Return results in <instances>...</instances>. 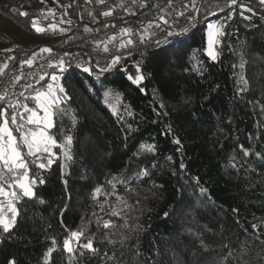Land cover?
<instances>
[{
	"label": "trees",
	"instance_id": "trees-1",
	"mask_svg": "<svg viewBox=\"0 0 264 264\" xmlns=\"http://www.w3.org/2000/svg\"><path fill=\"white\" fill-rule=\"evenodd\" d=\"M78 2L0 0V58L15 36L38 48L61 39L54 26ZM216 3L188 37L150 51L144 73L114 66L97 83L73 68L47 79L62 99L53 153L29 155L6 113L37 182L32 197L19 194L10 231L0 228V264H264V4ZM210 21L221 27L215 60ZM72 232L95 251L67 252Z\"/></svg>",
	"mask_w": 264,
	"mask_h": 264
},
{
	"label": "built area",
	"instance_id": "built-area-1",
	"mask_svg": "<svg viewBox=\"0 0 264 264\" xmlns=\"http://www.w3.org/2000/svg\"><path fill=\"white\" fill-rule=\"evenodd\" d=\"M211 1L121 0L113 8L110 21L89 28L70 16L64 25L67 31L62 32L63 37L55 45L20 47L0 58V109L7 113L11 125L21 130L34 116L38 97L52 90L54 85L46 80L51 81L53 76L57 77L69 69L88 67L93 81L100 83L112 67L124 68L127 65L144 73L143 63L147 54L180 42L203 25L208 18L207 5ZM169 32L181 35L169 37ZM44 49L51 51L45 52ZM116 58H119L118 62L114 63ZM27 60L32 61L31 66L25 63ZM60 61L64 62L63 72L59 70ZM26 107L32 111H26ZM12 116L16 117L15 124ZM5 117L0 116V124ZM7 139L4 137L3 141ZM2 170L4 186L21 195L17 182L27 178L23 176V170Z\"/></svg>",
	"mask_w": 264,
	"mask_h": 264
},
{
	"label": "rangeland",
	"instance_id": "rangeland-1",
	"mask_svg": "<svg viewBox=\"0 0 264 264\" xmlns=\"http://www.w3.org/2000/svg\"><path fill=\"white\" fill-rule=\"evenodd\" d=\"M132 1L135 2V0H132ZM120 2H121V0H116V1H113V0H79V2H78L79 17L74 15L73 12L72 13L70 12L69 14L71 17H76L78 19V22H80L82 24H84L83 21H87V20L97 21L100 16L101 17L103 16L104 18L107 17L110 21L113 18V16L111 17V15H110V17H108V14H112L113 8L118 6L120 4ZM216 4L222 5L221 7H224V8L225 7H234L236 5V4H232L230 2V0H218V3H216ZM209 5L210 4L208 3L207 9H208L209 14H210L211 13V7ZM209 14H208V17H209ZM108 19L104 21L100 18L99 21H100V23H106V22H108ZM210 25H212V27H209ZM62 26H64V25L56 24L54 26V31H58L59 33H61L62 31L60 30V28ZM220 31H221V27L216 22H213V21L208 22V26H207V43H208L207 52H208L210 45H211V47L214 50L215 55H216L215 45L217 43V39H218ZM14 39L18 43V44H16V47L20 48L22 46V45H20L21 44L20 37L18 38V36L17 37L15 36ZM57 42H58V40L53 42L51 45H55ZM22 47H26V46H22ZM81 70L83 71V69H81ZM85 73L89 74V72H85ZM135 83L138 84L139 82H135ZM61 102H62V99L57 93V87L56 86H54L50 92L40 95L38 97V107L35 111V115L31 118L32 120L38 121L39 123H28V121H27L26 125H24L23 128L21 129L20 142L24 145L23 137L25 135H28L30 140H34L33 151L35 153L34 155H38V157H41V156L43 157L42 154L46 153V152L37 151V145H39L40 148H43L44 145L47 144L48 148H49L48 152L53 153V148L55 147L56 143L53 140V138L51 137L49 130L53 126V111L57 107H59ZM45 107L47 108V113H45V111L43 110ZM41 132H43V137L40 136ZM32 133H36V135L33 136ZM12 135L15 138L16 144H18L17 138L14 136L13 133H12ZM5 137H7V136H5ZM53 141H54V143H53ZM4 144H5V142L3 141V139L0 140V145H4ZM24 148L26 149V151L28 153L27 147L25 145H24ZM0 163H2V162H0ZM23 183L26 186H28L30 184V182L27 178L23 181ZM0 188L3 189V191L0 192V203L3 204L4 214L9 219H11L12 213L10 211H8L9 201H11L12 204L16 208V201L20 195L16 194V196L13 197L11 194L14 191H11L7 187H5L1 183V181H0ZM31 189H32V187H31ZM32 192H33V189H32ZM22 196L26 197V198L32 197V196H24L23 194H22ZM16 217H17V215H16ZM16 217H15V219H16ZM75 243H76V241L73 240L72 245H71L73 249L75 247Z\"/></svg>",
	"mask_w": 264,
	"mask_h": 264
},
{
	"label": "snow or ice",
	"instance_id": "snow-or-ice-1",
	"mask_svg": "<svg viewBox=\"0 0 264 264\" xmlns=\"http://www.w3.org/2000/svg\"><path fill=\"white\" fill-rule=\"evenodd\" d=\"M230 2L232 4H235L237 2V0H230ZM260 3L264 4V0H260ZM246 10L250 11V9H246ZM20 15H28V13L21 12ZM33 27H36L35 20L33 21ZM209 27H212V25H210ZM43 30H44L43 28L36 27V31L37 32H42ZM180 35H181V33H172V32L168 33L169 37H172V36L179 37ZM129 43H131V41H129ZM44 51L45 52H50L51 50L50 49H44ZM207 54H208V56L211 59L215 60L216 55H215V52L212 49L211 45H210V48H209ZM118 59L119 58H116L113 62L114 63L118 62ZM25 63H27L29 66L32 65V61L31 60H27V61H25ZM59 63H60V69L59 70L61 72H63L65 70L64 66H63L64 62L60 61ZM5 67H7V65H5ZM104 70L105 69H102L101 71H104ZM83 71L84 72H90L91 70L88 67H84ZM137 71H139V69H137ZM52 79L55 81L57 78L55 76H53ZM140 80H143V76L142 75L141 76H137V77L134 78V82H139ZM49 88H51V86H49ZM60 91H64L63 86L60 87ZM39 95L40 94H38V96ZM25 110L26 111H32V110L27 109V107L25 108ZM43 110L45 111V113H47V108L46 107ZM33 115H35L34 112H33ZM0 116H6V113H4L3 109H0ZM21 119H24V117L21 116ZM11 120H12L13 124L16 123V117L15 116H12ZM28 123H39V122L38 121H34L32 119H29ZM17 131H19V129H17ZM32 135L35 136L36 133H32ZM5 136H7L8 139H7V141L5 142L4 145H0V162L3 163L4 167L6 168V170L8 172H13L14 169L15 170H23V176H27L28 171H29L28 165H27V163L24 160V157H23V154H22V152L20 150L19 145L16 144V142H15V138L12 135V131L8 128V120H7V118L4 119V126L0 127V140H2ZM40 136L43 137V132L40 133ZM67 141H68V143H71V137H67ZM23 143L27 147L28 154L29 155H34L35 154L34 151H33L34 140H30L28 135H25L23 137ZM53 143H54V141H53ZM177 143H179V141H177ZM37 151L48 152L49 151L48 145L45 144L43 148H40L39 145H37ZM38 166L40 168H45L46 167V165L44 163H41ZM36 182H37L36 179H31L30 180V184L28 186H26L22 181H18L17 184H18V187L22 190V194L24 196H32L34 193L32 192V189H31L30 185L31 184H35ZM41 182H43V181H41ZM2 191H3V189L0 188V192H2ZM95 193H96V195H98L100 193V189L97 188L95 190ZM11 195L13 197H15L16 193L13 192ZM8 211H10L12 213L11 219H9L4 214L3 204L0 203V228H2L3 232H5V233L10 231V229L12 228V226L15 223V217L18 214L17 209L15 208V206L12 204L11 201H9ZM112 214L113 215H119V213H116V212H113ZM109 226H110V222H105L104 223V227L105 228H108ZM82 235H83L82 232H72L71 233V238L64 240V249L67 252L71 253L73 251V248H72L71 245H72V242L74 240V241H76V243L80 247L88 249L90 251H95V249L93 248V244H92L91 240H88L87 243H82V244L80 243V238H81Z\"/></svg>",
	"mask_w": 264,
	"mask_h": 264
},
{
	"label": "crops",
	"instance_id": "crops-1",
	"mask_svg": "<svg viewBox=\"0 0 264 264\" xmlns=\"http://www.w3.org/2000/svg\"><path fill=\"white\" fill-rule=\"evenodd\" d=\"M76 16H78L79 17V10H78V7H77V10H75L74 12H73ZM110 15H111V17H112V14H108V17H110ZM100 18L102 19V20H107L108 18L106 17V18H104L103 16L101 17H99V19L97 20V21H90V20H87V21H83L84 22V26L86 27V28H89L90 26H92V25H99V24H104V23H100ZM108 21H109V19H108ZM61 31L62 32H66L67 31V29L65 28V26H62L61 27ZM8 128H9V126H8ZM10 129V128H9Z\"/></svg>",
	"mask_w": 264,
	"mask_h": 264
}]
</instances>
